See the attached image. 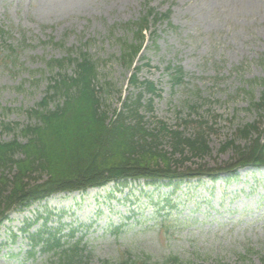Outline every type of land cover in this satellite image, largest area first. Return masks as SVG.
Instances as JSON below:
<instances>
[{"label":"rangeland","instance_id":"1","mask_svg":"<svg viewBox=\"0 0 264 264\" xmlns=\"http://www.w3.org/2000/svg\"><path fill=\"white\" fill-rule=\"evenodd\" d=\"M147 11L167 18L150 19L142 42L134 24ZM0 27L5 45L14 46L0 48V143H22L20 130L36 123L28 113L57 72L48 62L85 54L110 116L133 93L128 79L136 67L158 93L144 95L153 104L152 116L141 112L148 126L159 121L186 137L201 132L208 145L175 165L189 176L168 188L111 184L51 194L5 214L0 203V264H58L76 248L88 264L173 257L179 264H264V169L235 168L233 149H222L229 141L248 145L241 125L262 116L264 126V111L248 108L264 91L255 85L264 81V0H0ZM143 43L130 61L125 51ZM64 64L70 75L74 66ZM168 66L184 72L183 85L171 86ZM160 147L171 150L167 139ZM48 239L59 248L48 250Z\"/></svg>","mask_w":264,"mask_h":264},{"label":"trees","instance_id":"2","mask_svg":"<svg viewBox=\"0 0 264 264\" xmlns=\"http://www.w3.org/2000/svg\"><path fill=\"white\" fill-rule=\"evenodd\" d=\"M163 17L167 18L147 11L146 16L134 24L139 28V38L143 40V28L147 29L150 19L157 23ZM4 35L0 27V48L5 47L6 51L12 52L13 46L5 45ZM137 52L138 48L132 49L131 54L136 55ZM65 60L74 66L70 75L64 71ZM48 65L50 70L56 69L57 72L49 79L42 102L28 113L36 123L20 130L24 138L22 143L15 138L0 143V203L4 205L3 210L43 200L57 192L79 191L111 183L115 189L128 185V182L143 183L154 190L166 188L187 180L189 176L188 173H177V163L182 165L189 156L197 157L208 152L205 135L201 132L194 137H186L161 122H156L152 128L147 125L140 112L144 110L151 114L153 104L152 100L144 102V93L155 96L157 90L153 82L139 81L138 70L129 80L136 92L131 93L123 101V108L111 117L103 104L102 89L96 84V65L85 54L73 60L54 59ZM168 67L167 77L171 86L183 85L184 72ZM255 85L264 88V81ZM252 86L250 84L244 91H251L247 95L253 93ZM249 99L248 108L259 113L264 111V91L258 101L252 97ZM53 103H56L53 109L49 108ZM185 103L180 108H184ZM261 117L258 116L259 121L241 125L237 130L248 143L246 147L234 146V141H229L222 148L233 149L235 168L264 169V129L260 130L259 126ZM4 126L11 130L9 125ZM163 139H167L171 149L169 153L160 147ZM4 170L10 172L11 178L3 173ZM202 174L200 172L195 177ZM40 242L43 243L42 240ZM45 242L48 250L59 248V242L49 244V239ZM75 252H78L77 248L69 254L64 253L58 264L89 263L86 257ZM163 264L179 262L173 257Z\"/></svg>","mask_w":264,"mask_h":264}]
</instances>
